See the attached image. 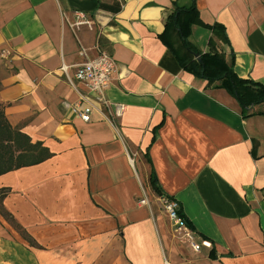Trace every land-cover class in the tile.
<instances>
[{"label":"crops","instance_id":"0c3cea01","mask_svg":"<svg viewBox=\"0 0 264 264\" xmlns=\"http://www.w3.org/2000/svg\"><path fill=\"white\" fill-rule=\"evenodd\" d=\"M190 4L0 0V104L12 128L52 154L0 176V189L10 190L2 207L36 244L0 216V264H264V117L244 118L217 82L181 66L191 56L166 21ZM195 7L178 17L182 34L199 54L232 60L238 78L256 83L243 86L245 100L258 98L264 0ZM77 13L89 26L71 28ZM101 53L117 65L106 99L126 108L116 129L97 114L84 123L78 112L88 91L67 81ZM152 171L199 251L159 210ZM142 192L152 205L139 203Z\"/></svg>","mask_w":264,"mask_h":264},{"label":"trees","instance_id":"16d2710c","mask_svg":"<svg viewBox=\"0 0 264 264\" xmlns=\"http://www.w3.org/2000/svg\"><path fill=\"white\" fill-rule=\"evenodd\" d=\"M196 10L195 0H191L189 7L180 8L176 7L174 12L167 18L166 28L172 26L179 31L182 48L191 56L189 63H184L180 60V64L187 72L207 80L208 82H217L218 86L224 89L230 96H232L244 111V118L251 115H259L264 117V110L259 113L247 114V110L251 106L264 104V91L257 98L254 93H249L250 97L257 99L245 100L247 95L246 88L243 86H256V83L238 78L233 72L232 60L227 63L222 54L210 52L207 54H199L197 50L190 44L186 36L180 30L178 17L181 14L193 13ZM216 26V30H217ZM219 35L218 31L213 28V34ZM225 41L224 35H219ZM198 54L202 60L200 65L194 60V55ZM1 88V84H0ZM249 90V88H248ZM251 92V91H250ZM4 106L0 104V176L9 172L19 170L21 168L31 167L41 164L52 157L50 151L40 142L33 143L28 136L21 133L19 129L12 128L5 118L3 112ZM150 184L158 198L167 197L158 185L154 172L150 175ZM10 193L7 188L0 189V216L10 224V226L17 231V233L27 241L30 247H36L35 242L28 236V234L16 223L13 216L8 213L3 207L2 202ZM177 214L181 217L186 225L191 228L192 226L185 220L180 209L178 208Z\"/></svg>","mask_w":264,"mask_h":264},{"label":"built area","instance_id":"2783aa9c","mask_svg":"<svg viewBox=\"0 0 264 264\" xmlns=\"http://www.w3.org/2000/svg\"><path fill=\"white\" fill-rule=\"evenodd\" d=\"M87 25L89 22L82 14H76V21L71 24V28L78 29L80 26ZM64 73L67 67L61 68ZM117 72L116 62L107 54L101 53L93 59H87L77 65L73 78H67L68 83L73 86L74 82L83 84L89 94V98L80 97V111L78 112L80 119L84 123L91 121L93 114H97L100 119L109 123L114 129L115 120L120 118L125 112V106L121 104L110 103L105 93L112 83V76ZM79 109V107H78ZM133 164V159L130 161ZM140 204L148 206V200L144 192H142ZM165 210V213L171 222L175 231L180 232L183 237L190 243L194 251H199L200 246L194 243L192 234L188 231L185 221L178 216V204L174 200L165 197L159 199ZM203 247L210 248L207 242L202 243Z\"/></svg>","mask_w":264,"mask_h":264},{"label":"rangeland","instance_id":"374dc122","mask_svg":"<svg viewBox=\"0 0 264 264\" xmlns=\"http://www.w3.org/2000/svg\"><path fill=\"white\" fill-rule=\"evenodd\" d=\"M139 174V173H138ZM140 175V174H139ZM144 188L146 189V186L144 185ZM146 197H148V199H149V201H148V204L149 203H151V205H152V201L150 200V198H149V196H146ZM147 199V200H148ZM157 206L159 207V210L164 214V215H166V213H165V210H164V208H163V206H162V203L159 201L158 203H157ZM167 216V215H166Z\"/></svg>","mask_w":264,"mask_h":264},{"label":"water","instance_id":"95a60500","mask_svg":"<svg viewBox=\"0 0 264 264\" xmlns=\"http://www.w3.org/2000/svg\"><path fill=\"white\" fill-rule=\"evenodd\" d=\"M194 58H196L197 61L202 65V61H201V59H200V57H199L198 54H195V55H194Z\"/></svg>","mask_w":264,"mask_h":264}]
</instances>
